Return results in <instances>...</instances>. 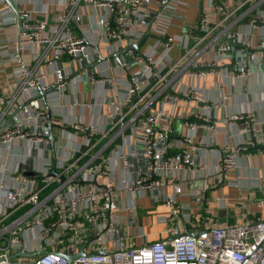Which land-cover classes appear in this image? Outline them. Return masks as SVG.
I'll use <instances>...</instances> for the list:
<instances>
[{
    "label": "built area",
    "instance_id": "2783aa9c",
    "mask_svg": "<svg viewBox=\"0 0 264 264\" xmlns=\"http://www.w3.org/2000/svg\"><path fill=\"white\" fill-rule=\"evenodd\" d=\"M79 1L81 0H66L70 11L61 14L59 25L53 28H48L45 20L32 17L30 11L18 10L22 19L21 31L16 39L9 42L11 48H5V56L16 61L12 73L17 93L6 100L8 108L15 101L18 104L25 102L32 92L37 94L53 89L63 96L67 83L74 77L65 68L66 63L58 61L63 54L68 56L70 64L77 61L87 65L93 61L92 45L85 37L74 36L69 27L71 19H80L71 10ZM83 1L95 8L105 9L106 14L98 19L101 28L99 38L105 43L112 41L120 46L126 40L127 45L131 46L143 38L145 23L152 18L149 31L157 36V44L162 43L164 46L159 57H155V52L150 50L138 53L130 62L124 58L119 60L121 68L133 67L136 70L130 74L121 100H111L114 114H108V117H116L122 128L129 125L139 148L134 145L126 151L123 138L114 154L104 155L107 145L101 140L106 137L108 130L98 128L92 122L74 123L71 128L81 137L84 147L82 154H88V158L70 176L65 177L63 172H60L59 177L53 176L47 168L37 171L38 175H17L16 173L25 171V163H17L9 169L2 162L0 264H264V217L254 221L243 218L239 223L228 225H212L208 220L195 230L187 229L191 227V214L188 213L187 205L179 202L178 195L185 191L186 173L193 169L195 163L192 151L205 147L192 143L193 134L200 124L195 120L185 121L186 147L170 152L168 129L172 116L164 114L161 109H150L143 99L157 84H161V89L169 87L167 75L175 64H170L168 59L173 39L166 36L169 17L167 19L165 10H173V0L154 11L144 7L146 0ZM0 2L6 5L5 0ZM218 8L224 11L225 5ZM12 14L11 9L2 12L0 25L14 23L16 18ZM207 14L202 9L196 25V28L204 31L205 36L219 25L217 23L209 29ZM256 24L264 27L262 17L251 19L250 25L253 27ZM225 37H230V34L224 33L223 38L215 36L212 39L219 59L224 58L229 50ZM240 42L247 46L246 38H240ZM26 46L33 55L41 47L42 58H49V64L51 61L57 63L51 70V79L48 76L45 78L26 63L22 57V50ZM257 48V53L246 52L242 61L232 64L237 76L246 75L248 65L259 58V52L264 49V37ZM131 49L130 47L129 52ZM189 51L191 49L180 58ZM203 65L209 66L210 63ZM190 74L201 76L205 74V70L192 71ZM90 78L93 79L92 76ZM169 89L168 98L172 104L203 99L201 91L195 87H185L177 93H172L174 89L171 86ZM146 90L148 91L145 92ZM126 104L136 111L124 122V118L128 116V112L123 109ZM48 113L47 104H42L35 110L26 109L21 120L0 128V143L10 148L14 142L25 139L30 145V155L37 145L49 148L48 138L43 137L40 132L34 135L27 129V124L33 118L39 120V123L35 121L38 129L44 128ZM229 119L244 121L245 131L251 137L255 135V118L252 112L230 115ZM247 148L245 143L220 148L213 165L199 166V183L191 195L188 192L196 203H203L210 179L216 183L223 182L225 172L235 166L237 156L240 152H247ZM78 158L69 161L63 168L73 167ZM113 168L121 170L119 178L114 176ZM51 184L52 187L48 188ZM234 184L226 182L227 186ZM146 191H149L153 202L162 200L167 210L165 214L156 216L157 221L175 227V232H179L177 222L181 221L183 232L147 240L140 229L137 232L142 239L141 244L133 242L135 235L129 233V227L134 221L135 198ZM243 198H239L242 206ZM259 203L264 207V198ZM79 247H82L83 254L71 261L59 254H75ZM40 249L43 252H38ZM20 251L34 254L22 256L18 254Z\"/></svg>",
    "mask_w": 264,
    "mask_h": 264
},
{
    "label": "crops",
    "instance_id": "0c3cea01",
    "mask_svg": "<svg viewBox=\"0 0 264 264\" xmlns=\"http://www.w3.org/2000/svg\"><path fill=\"white\" fill-rule=\"evenodd\" d=\"M167 1L170 0L164 3L163 0H146L144 7L154 11ZM10 3L19 11H30L35 19L45 20L48 28L58 26L59 16L70 11L66 0H8L6 5L0 2V14L11 9ZM171 4L173 10L169 12L165 10L168 14L167 19L169 17L166 36L173 39L168 59L170 64L174 62L175 67L167 75V84L174 89L172 93L181 92L185 87L198 88L203 99L172 104L168 98L169 87L161 89V84L155 85L153 91L147 92L150 88L146 90L147 94L143 99L150 109H161L164 114L172 116L168 129L170 152H177L186 147L185 121L195 120L200 124L193 134L192 143L205 147L192 151L195 163L193 169L186 173L185 191L178 195L179 202L186 204L188 213L191 214V227L187 229L195 230L208 220L212 225H228L235 224L236 221L241 222L243 218L248 221L261 219L264 217V207L259 203L264 198V49L261 50L262 53L259 52V58L248 65V73L244 76H237L232 64L242 61L246 52H258L257 45L264 37V27L261 24L252 27L250 21L258 16L264 20V0H173ZM222 4L225 5L224 11L218 8ZM202 9L208 13L209 29L219 23L207 36L204 31L196 28ZM71 10L77 13L80 19L70 20V31L74 36L85 37L92 45L93 61L90 64L95 65L90 67V64L82 65L77 61L70 64L68 56L63 54L58 61L65 62V68L74 76L67 83L63 96L53 89L42 96L32 92L25 102L18 104L15 101L10 108L7 107L6 100L17 93L13 86L12 73L16 61L5 56V48L6 46L11 48L9 42L18 37L21 21L16 19L14 23L0 25V128L21 120L26 109L35 110L40 105L47 104L54 137L53 147L43 148L37 145L31 155L30 145L25 139L14 142L10 148L0 143V164L6 163L9 169L17 163H25L27 170L36 174L44 168H47L49 173L54 169V174L51 175L57 177L60 176V172H63L65 177L73 174L80 163L88 158V154H82L84 147L81 137L71 128L74 123L92 122L98 128L104 127L108 130L106 137L101 140L107 145L104 155L114 154L121 146L123 138L126 142V151L134 145L139 148L130 126L122 128L116 117H108V114H114L112 101L121 100L130 74L136 70L133 67L121 68L119 60L124 58L130 62L134 50L131 49L129 52L130 46L126 40L119 46L112 41L105 43L99 38L101 28L98 19L106 14L105 9L95 8L81 0ZM11 12L16 18L12 9ZM145 28L146 26L144 32ZM224 33L230 34V37H225L229 50L224 58L219 59L212 39L215 36L221 39ZM242 37L247 39V46L240 42ZM157 39L152 31H148L142 38L138 53L153 50L155 57H159L164 51V46L162 43L157 44ZM188 49L191 51L180 58ZM35 52L36 55H33L26 46L22 50V57L31 68L42 73L45 78L48 76L51 79V70L57 63L51 61L49 64V58L46 56L42 58L41 47ZM203 63L210 65L205 66ZM203 69L205 74L201 76L190 74L192 71L198 72ZM106 77L108 80L104 81ZM123 109L128 112V116L123 120L126 122L134 115L136 109L131 108L129 104L124 105ZM249 111L255 118L256 131L253 137L245 131L244 121L229 119L230 115ZM199 116L206 120L200 119ZM35 121L33 118L27 124L28 131H32L34 135L40 132L47 138L44 134L45 127L38 129ZM243 143L248 145L247 152L239 153L235 166L225 172L223 182L216 183L210 179L203 203H196L190 195L199 183V166L213 165L218 157V149H224L226 146L231 148ZM77 157L79 158L73 167L63 168ZM16 174L25 176L24 171ZM113 174L119 178L121 170L113 168ZM227 181L233 184L235 182L236 185L227 186ZM51 187L52 184L48 188ZM168 190L167 188L166 191ZM241 196L244 197V206L239 203ZM134 203L135 216L129 233H134L135 244L142 242L137 232L140 229L147 240L165 237L175 232V227L159 223L156 219L157 215L167 212L162 200L153 202L149 191H146L137 196Z\"/></svg>",
    "mask_w": 264,
    "mask_h": 264
},
{
    "label": "water",
    "instance_id": "95a60500",
    "mask_svg": "<svg viewBox=\"0 0 264 264\" xmlns=\"http://www.w3.org/2000/svg\"><path fill=\"white\" fill-rule=\"evenodd\" d=\"M7 1L8 3V0H5ZM166 0H163V3L165 2ZM11 4V3H10ZM9 4V5H10ZM11 9L13 10V12L15 13V16H16V19L17 20H22L20 17H19V12L18 10L11 4L10 5ZM151 21H152V18H149L145 25H146V30L144 32V35L148 33L149 29H150V25H151ZM21 31V30H20ZM142 39L135 42L134 44H132L130 47L134 50V55L133 56H136L138 54V49L140 47V43H141ZM95 64H90L89 66L92 67L94 66ZM50 89H47V90H44V91H40L39 94L42 96V95H45V93H47ZM52 90V89H51ZM47 118H48V121L46 123V125L44 126L45 127V135L47 136L48 140H49V148L50 147H53L54 145V137L52 135V127H53V124L50 122L49 120V113L47 114ZM36 122L39 123V120L36 119ZM25 175H37L36 173L32 172V171H28L27 170V167H25V171H24ZM51 174H54V169L52 170ZM192 234L196 235L197 232H192ZM175 235H179V232L178 230L175 232ZM38 252H43V249H40ZM19 255H22V256H33L34 253H30V252H25V251H20L18 253ZM63 258L67 259L68 261H71L72 259L76 258L77 256H80L83 254V251H82V247H79L78 248V251L75 253V254H72V255H69V254H65V253H59Z\"/></svg>",
    "mask_w": 264,
    "mask_h": 264
},
{
    "label": "rangeland",
    "instance_id": "374dc122",
    "mask_svg": "<svg viewBox=\"0 0 264 264\" xmlns=\"http://www.w3.org/2000/svg\"><path fill=\"white\" fill-rule=\"evenodd\" d=\"M178 128H180L179 124H178ZM209 216H211V214H209ZM235 223H239V222L236 221ZM177 225H178L179 232H183L184 229H183V226H182V222L178 221Z\"/></svg>",
    "mask_w": 264,
    "mask_h": 264
},
{
    "label": "trees",
    "instance_id": "16d2710c",
    "mask_svg": "<svg viewBox=\"0 0 264 264\" xmlns=\"http://www.w3.org/2000/svg\"><path fill=\"white\" fill-rule=\"evenodd\" d=\"M144 37V36H143Z\"/></svg>",
    "mask_w": 264,
    "mask_h": 264
}]
</instances>
